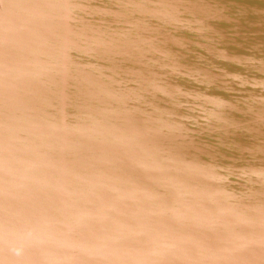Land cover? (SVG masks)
Returning a JSON list of instances; mask_svg holds the SVG:
<instances>
[{"label":"water","instance_id":"95a60500","mask_svg":"<svg viewBox=\"0 0 264 264\" xmlns=\"http://www.w3.org/2000/svg\"><path fill=\"white\" fill-rule=\"evenodd\" d=\"M0 264H264V0H0Z\"/></svg>","mask_w":264,"mask_h":264},{"label":"clouds","instance_id":"9594fccd","mask_svg":"<svg viewBox=\"0 0 264 264\" xmlns=\"http://www.w3.org/2000/svg\"><path fill=\"white\" fill-rule=\"evenodd\" d=\"M50 7V6H49ZM42 15H44L45 13H41Z\"/></svg>","mask_w":264,"mask_h":264}]
</instances>
